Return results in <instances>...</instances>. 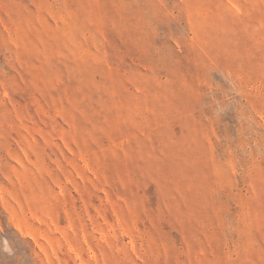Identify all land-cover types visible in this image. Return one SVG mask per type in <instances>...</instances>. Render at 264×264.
I'll return each instance as SVG.
<instances>
[{
    "label": "rangeland",
    "instance_id": "obj_1",
    "mask_svg": "<svg viewBox=\"0 0 264 264\" xmlns=\"http://www.w3.org/2000/svg\"><path fill=\"white\" fill-rule=\"evenodd\" d=\"M0 264H264V0H0Z\"/></svg>",
    "mask_w": 264,
    "mask_h": 264
}]
</instances>
